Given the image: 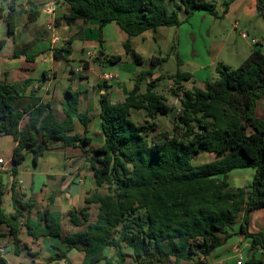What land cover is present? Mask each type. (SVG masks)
Wrapping results in <instances>:
<instances>
[{"label": "trees", "instance_id": "1", "mask_svg": "<svg viewBox=\"0 0 264 264\" xmlns=\"http://www.w3.org/2000/svg\"><path fill=\"white\" fill-rule=\"evenodd\" d=\"M62 1L68 7L67 24L100 22L101 52L103 29L115 22L127 34L126 53L141 71L122 101L112 102L107 93L100 96L104 142L91 150L90 157L96 190L88 193L85 206L67 213L72 225L80 228L71 234L63 233L61 212L50 205L33 212L34 200L23 199L16 188L19 167L28 152L33 153L35 164L53 149L81 148L88 153L84 146L91 141V118L79 112L81 92L68 88L63 93L64 117L60 118L53 99L43 100L37 90L27 94L32 79L0 82V135L12 137L16 144L10 168L11 212L3 207L5 172H0V238L10 236L16 253L23 233L34 240L58 238L66 251L57 250L45 264H72L67 255L73 249L82 253L79 264H127L125 247L133 251V264H206L232 237L229 229L240 220V233L249 240L252 252L241 264H264L256 253H264V233L249 231L251 214L264 209V119L256 113L264 98V53L254 49L238 68L219 67L218 79L207 82L205 88H187L184 83L193 76L179 68L173 75L153 79L167 58L155 56L146 61L135 52L131 40L145 32L155 34L161 27L180 26L196 11L219 18L215 3L180 0L171 7L173 0ZM28 4V19L35 22L43 10L32 0ZM256 8L264 18V0H256ZM182 9L184 21L179 18ZM20 14L15 0H0V16L9 34H14ZM72 42L55 48L54 59H60L64 51L70 54ZM5 44L0 40V48ZM21 56L35 60L26 49H15L13 57ZM176 59L180 65L179 56ZM121 60V56L108 58L112 64ZM165 79L173 81L171 94L180 98L176 121L171 117L176 110L156 90L157 82ZM134 112L144 113L146 120L137 122ZM159 116H168L172 127L151 141ZM77 124L83 126L82 132ZM204 153L214 155V160L195 163L194 158ZM239 169H253L255 174L249 185L235 189L228 175ZM102 187H106L103 194L98 191ZM90 205L98 206L94 220ZM109 249L115 255H108ZM0 264L6 261L0 258Z\"/></svg>", "mask_w": 264, "mask_h": 264}, {"label": "crops", "instance_id": "2", "mask_svg": "<svg viewBox=\"0 0 264 264\" xmlns=\"http://www.w3.org/2000/svg\"><path fill=\"white\" fill-rule=\"evenodd\" d=\"M10 1L11 0H9V2ZM15 1L19 6L20 11L22 9V10H26L27 12L26 15H23L21 11V14L18 19V25L14 34H9L7 24L3 19V17L0 16V40L6 41V44L2 48H0V82L7 84H14V83H20V81H24L25 79L26 80L32 79L34 82L35 79H40V81L43 82L45 79L48 80L47 77L45 76L43 77V74L47 73V76L51 77L50 71L51 72L53 71L54 75L52 77V81H48L47 84L50 85L53 82V80H55L62 84V89H60L62 93H64L68 88H71L73 91L81 92L79 112L87 113L88 116L91 118V122L89 123V133H88V137L91 138V141L88 145L84 146V149L88 151L90 148L92 150L94 148H98L102 146L104 139L102 137V130L100 125L101 122L99 117L100 96L102 94L107 93L109 99L112 102L122 101L132 91L135 83V78L137 74L141 71L139 65H137L135 61H133L130 58V56L126 53L125 43L128 39L127 34L124 33L115 22H111L107 24L103 29V51L101 52V47L98 41V27L100 24L98 20H92L90 22H84L82 20H79L76 23L69 25L67 24L64 18V15L68 11V7L67 5L63 4L62 0H56V1L32 0L36 4L40 5L42 10L46 5H50L53 2H55L56 11L54 12V14H47L44 11H42L41 17L37 21L30 22V20L28 19V10H29L28 2L30 0H15ZM20 5H22V7ZM227 10H228L227 12L224 11L225 16H230L231 12L234 10L235 11L234 13L235 14L238 13L240 16H242L245 22L251 21L252 19H262V17H260L257 13L256 0H229ZM42 16H46V24L40 23V19L42 18ZM203 17L205 19L207 18L206 15H204ZM234 25L235 27H237L239 25V22L236 21ZM254 29L255 30L262 29L264 34V22L258 20V26L257 28L255 27ZM241 35L242 37H245L244 32H241ZM76 38H78L81 41L82 43L81 51L83 54H86L87 58L84 60L82 59L78 67L76 68L71 67L70 72L67 74V72L61 69V67L56 68V64H59V62H63V61L68 62L69 59H73L72 57L74 54V50H76L75 49ZM70 39L73 40L72 44L70 45L71 53L68 54L67 52L64 51L60 59H54L53 57L54 49L62 47L65 41ZM32 41L34 42L33 43L34 45L30 49L26 48V51L29 55L35 56V60L33 62L27 61L25 56H21L19 58L13 57L15 49H22V48L25 49L23 45L30 44ZM131 42L135 52L139 54L146 61L149 60L151 57H155V56L160 58H167L163 48L169 46V41L167 39L166 33L164 32L160 33V29L155 34L152 32H145L140 36L132 38ZM160 44L163 46H160ZM253 44L254 46H251V49L250 51L247 52V54L249 52L251 53L254 49L257 48L264 53V51L262 50V48H264V35L261 36V38L254 37ZM223 47L224 44L221 45L219 49H217V52L215 53L216 57L221 53ZM89 52L95 53L96 56L90 59L88 56ZM101 53L104 54L103 57L99 56ZM176 53L180 57L181 55L180 49H176ZM208 53L210 55L212 54V52L210 51ZM112 56H121L122 60L120 62L112 64L108 62V58ZM194 56L196 57V59L201 60L200 52L198 53L194 51ZM196 59H193V61ZM169 62L173 64V71L165 70L164 64H168ZM180 62L181 64L178 65L177 59L175 60L173 57H169L167 62L164 63L163 66L160 68V71L155 72L153 78H157L160 75H173L176 73L178 68L183 70L182 68L184 62L182 61V59L180 60ZM214 62L215 61H213L212 58L210 59L209 62L208 60L204 62L201 61L192 62L194 67L190 69V71L183 70L185 72L191 73L193 76L192 79L189 80L188 82H185L184 85L187 88H190L188 84L190 82L193 83V86H196L198 82H201L199 84L202 85H205L207 82H212L206 80H210V78L212 80V78H214V75H212L211 72H207L208 70L210 71V67L213 66ZM222 64L226 65L224 63ZM115 68L128 71L130 73L128 75V79H124V80L121 79L118 72L114 70ZM201 71H206V74L204 76V78L206 79L205 81H203V78L196 77L197 74ZM110 73L117 75V77L111 80L105 79V75H108ZM53 90L55 92V97L60 99V102L58 101L57 110L63 111V106L65 105L63 96L60 95L57 89L54 88ZM43 100L48 101L51 99L43 98ZM257 112H258V107L256 109V113ZM135 113L137 112L133 113V118L135 116ZM77 128L79 132L83 131V126L81 124H77ZM15 145L16 144L14 141V146ZM74 149H78L77 151H79L80 149L81 150L80 153L82 155L86 153L81 148H74ZM89 154L93 156L92 151H90ZM204 154L209 155L208 153H204ZM204 154H201L200 156ZM77 156H79V153H77ZM73 157L74 155L69 156L68 158L69 160L66 161V165L63 166L64 172L62 170L58 173H53L52 171H49L42 174L43 178L39 179V181H43L42 182L43 185L41 189H38V185H37L38 183L36 178L33 177L27 183H25V181L21 179V175L23 173V168L21 165L19 167V174L17 176V182L19 185H17L16 190L17 191L22 190L23 191L22 195L26 198L28 197L29 199H32L31 197L33 195L40 198L41 200L40 202H43V204L41 205V209L44 206L50 205L54 211L61 212L62 215L65 210L67 213L70 210H74L75 208L66 209L67 205L72 204V202L75 199L78 201H82V203H84L86 197L89 196L88 193L90 189H94V186H92L90 189H86L83 186V188H79L75 193L72 191V185L75 182L81 185L85 184V176L82 173L80 174L78 172L79 166H77L78 168L75 166ZM73 163L75 167L72 168ZM254 174L255 171L253 169L234 170L228 175V181L232 188L236 189V188L246 187L251 183ZM24 184L28 186V188L31 190L32 192L31 196H28L27 193L24 191V186H23ZM5 191H6V186H5ZM5 197L6 195L4 196L3 199V207L6 209V211L11 212L12 210H8L4 206ZM60 205H62L61 206L62 208L60 207ZM41 209L35 208L33 212H36ZM240 223L241 221L239 220L237 224L233 225L232 228L229 229V232L234 237L233 238L231 237L232 239H229L226 244L218 248V249L221 248L225 249L226 246L227 247L232 246L231 252L233 250L234 253H232L233 255H231L230 257L225 258L226 264H228L227 263L228 261L229 264H233L232 261H235L234 258L235 257L238 258L239 256L243 255L244 250L250 247L249 240L247 239L245 240L240 233ZM249 231L251 233H258V232L264 233V209L258 210L251 214ZM21 238L23 244L19 247V253L15 252V248L14 250H11L10 247L6 248L8 242H13L10 236H3L0 238V247H3L5 249V255L2 258L6 261V264H26L25 262L26 260H28L27 258H32V257L35 258L37 257V259L39 260L42 254L41 252L37 253L36 248L37 250L40 248L45 250L44 253H46L48 257L46 262L49 260L50 257H54L56 255L57 250L66 251V245L62 243L58 238L45 237L39 240H34L30 236H27L26 237L27 239H25L23 238V235L21 236ZM233 239L235 241L231 244L230 241ZM51 249H55L56 253L54 252V250ZM218 249H216L211 256H213L214 254H218L219 253ZM229 251L230 250H227L225 253ZM25 253L27 255H25ZM9 254L14 255L13 258L11 259L12 262L8 259ZM235 254H237V256ZM67 256L72 264H79L82 259V253L76 249L71 250ZM33 262L36 263L35 260L32 261V264ZM217 262L223 263V260L220 261L218 260ZM64 263H65L64 261L60 262V264H64Z\"/></svg>", "mask_w": 264, "mask_h": 264}, {"label": "rangeland", "instance_id": "3", "mask_svg": "<svg viewBox=\"0 0 264 264\" xmlns=\"http://www.w3.org/2000/svg\"><path fill=\"white\" fill-rule=\"evenodd\" d=\"M43 1V0H39ZM206 2L210 3H215L217 5V12L219 14V18H216L209 13L207 14L205 11H196L192 17L189 19L188 22H183L180 26H173V27H161L160 28V33L164 32L167 35V39L169 41V46L164 47L163 50L165 52V55L167 57V60L169 57H173L176 60V57L178 58V55L176 53V49H180L181 55H180V60L184 62L183 65V70L190 71L194 67L193 63L194 61L196 62H204L212 58L214 62L213 66L210 67V71L208 70L207 72H211L212 75H214V78H210V80H206L204 78L206 71H201L197 74L196 77L203 78V81H215L218 79L219 74H218V68L223 66L222 63L228 65L231 69H236L239 67V65L247 58L249 53L247 54L248 51H250L251 46H254L253 44V38L258 37L261 38L263 36V30L262 29H257L255 30L254 28L258 26V20L264 22V18L262 19H252L251 21L245 22L244 18L240 16L238 13L235 14L234 10L231 12L230 16H225V9H226V3L229 2V0H205ZM180 0H173L169 2V5L172 7L173 5L176 6L177 3H179ZM22 7V5H20ZM22 14L26 15V10H22ZM228 11V10H227ZM25 13V14H24ZM206 15L207 18L205 19L203 16ZM179 18L180 20L184 21L186 18L185 12L182 10L179 11ZM257 20V21H256ZM238 21L239 25L235 27V22ZM41 24H46V16H42L40 19ZM28 25V24H27ZM32 30V29H30ZM241 32H244L245 37H242ZM37 41V40H36ZM32 41L30 44L23 45L25 49H30L34 44ZM224 44V47L221 51V53L216 57L215 53L217 52V49L220 48L221 45ZM160 46H163L160 44ZM257 46V45H256ZM82 48V43L81 41L76 38L75 39V49L74 54H73V59H69L68 62L63 61L59 62V64H56V68L61 67L67 74L70 72V68H76L80 65L82 59H86L87 56L86 54H83L81 51ZM257 48V47H255ZM258 49V48H257ZM264 51V48H262ZM194 51L200 52L201 53V60L196 59L194 56ZM212 52L210 55L208 52ZM193 59H196L193 61ZM206 59V60H204ZM216 59V60H214ZM165 65V70H172L173 71V64L169 62L168 64ZM116 67V66H115ZM56 70V69H55ZM113 70V69H112ZM120 75L121 79H128V75L130 74L128 71L121 70L115 68ZM182 70V71H183ZM113 74V73H112ZM51 77H48V80H44L43 82L40 81V79H35V82L27 89V94L29 92H32V90H37L38 95L43 97V98H50L53 99L54 104L58 105V101L60 102V99L55 97V92L54 88L57 89V91L60 93V95L63 96V93L61 92L60 89H62V84L53 80V82L49 85L47 84L48 81H52L53 77V71H50ZM199 75V76H198ZM40 78V77H39ZM208 78V76H207ZM156 79V78H153ZM26 80V79H25ZM24 80V81H25ZM20 81V82H24ZM55 81V82H54ZM201 82H198L196 84L197 87L205 88V85L199 84ZM68 84V83H67ZM190 88H192L193 83H188ZM174 83L171 80L165 79L162 81L157 82V88L156 90L163 94L164 96L167 97L168 103L176 110V115L180 111L181 103H180V98L175 97L171 94V89L174 88ZM173 86V87H172ZM145 90V85H143L142 91ZM54 92V93H53ZM53 93V95H52ZM51 94V96H50ZM258 116L261 118H264V98L263 100L261 99L258 102ZM140 114V115H139ZM59 117H64V114L62 111L58 112ZM134 119L142 123L146 120L144 113L142 112H137L135 113ZM158 123V131L154 132L150 136V140L153 141L156 136L159 135V132H164V131H169L171 130L172 124L170 121V118L168 116H159L157 119ZM14 149V141L12 137L10 136H5V135H0V158L4 159L7 163L8 169L10 170L11 167V158H12V153ZM78 149L74 148H67V149H53L49 150L44 153L39 159L38 163H34L33 159V153L28 152L26 159L24 163L22 164L23 168V173L21 175V179L27 183L30 179L33 177L36 178L37 180V185L38 189H41L43 185V181H39V179H42L45 172L52 171L53 173H58L61 170L64 172V165H66V161H68L70 155H74V163L75 166H79V173L83 174L85 176V184H79L75 182L72 185V191L75 193L79 188H86L90 189L92 186H94V189H90V193L94 192L96 190V186L94 183V177H93V172L91 170V162H90V157L91 155L89 152L91 151V148L88 150V153H85L82 155ZM77 153H79V156H77ZM89 154V155H88ZM76 155V156H75ZM79 157V158H78ZM210 160H214V155H202L199 157L194 158L195 163H200V162H208ZM74 163L72 165V168L75 167ZM78 168V167H77ZM28 171V172H27ZM0 172H5L4 174V181H5V186H6V197H5V204L4 206L8 210H13V202L11 200V193H10V188H11V182H12V177L10 175V171H3L0 169ZM29 173V174H27ZM19 185V184H18ZM24 186V191L27 193L28 196L32 195L31 190L26 186ZM99 193L103 194L106 192V187H102L98 189ZM22 190L17 191L18 195L22 197L23 199L29 200L26 197L22 195ZM32 200L35 202V208L36 209H41V205L43 202H40V198L37 196H32ZM62 205H60L61 207ZM83 206H85V202L82 203V201L74 200L72 204L67 205L66 209H80ZM62 208V207H61ZM59 209V208H57ZM65 209V208H64ZM92 220H94L97 216L98 213V206L97 205H90V210H89ZM80 228L75 227L72 225L70 222V219L67 215L66 210L63 212V233L64 234H71L74 233V231L79 230ZM26 233H23V238H26ZM234 236H232L233 238ZM230 238V239H232ZM235 240H231L230 243L232 244ZM29 242V241H27ZM242 244V243H241ZM7 245V244H6ZM5 245V246H6ZM11 248V250H14V245L13 242H8V245L6 248ZM42 247V246H41ZM231 247L232 246H226L225 249L221 248L218 249V254H214L213 256H210L206 259V264H226V259L227 257H230L233 255L231 252ZM54 250L56 253L55 249ZM227 250H230L229 252L225 253ZM45 250L43 249H38L36 248V252L39 253L41 252V258L38 260L37 257H32V258H27L26 264H43L47 260V254L44 253ZM124 252L129 254L127 257V264H133L132 261V254L133 251L130 248L125 247ZM217 252V251H216ZM32 253V251H31ZM252 252H250V247L244 250L243 257H249ZM258 255V258H261L264 261V253L261 251L256 252ZM107 254L112 256L115 255L114 250H107ZM25 255H27L25 253ZM237 256V254H235ZM14 255L9 254L8 259L12 262V258ZM239 258V257H238ZM238 258L235 257L232 263L234 264L236 261H238ZM223 260V263H219L217 261ZM77 263V262H76ZM229 264V261L227 262ZM65 264V263H64ZM104 264V263H101ZM182 264H189L188 262H183ZM236 264V263H235Z\"/></svg>", "mask_w": 264, "mask_h": 264}, {"label": "built area", "instance_id": "4", "mask_svg": "<svg viewBox=\"0 0 264 264\" xmlns=\"http://www.w3.org/2000/svg\"><path fill=\"white\" fill-rule=\"evenodd\" d=\"M55 7H56V4H55V2H53L50 5H46L43 8V11L45 13H47V14H54V12L56 11V8ZM88 56H89L90 59H92L93 57L96 56V54L93 53V52H89L88 53ZM116 77H117V75L112 74V73H110L108 75H105V79H107V80H111V79H114ZM0 169H2L3 171H10L8 169V167H7L6 161L4 159H2V158L0 159ZM4 255H5V249L3 247H0V258H2ZM243 261H244V257L241 255L238 258L237 264H241V262H243Z\"/></svg>", "mask_w": 264, "mask_h": 264}, {"label": "water", "instance_id": "5", "mask_svg": "<svg viewBox=\"0 0 264 264\" xmlns=\"http://www.w3.org/2000/svg\"><path fill=\"white\" fill-rule=\"evenodd\" d=\"M99 56H100V57H103L104 54L101 53ZM171 117H172V119H173L174 121H176V112H173V113L171 114Z\"/></svg>", "mask_w": 264, "mask_h": 264}]
</instances>
